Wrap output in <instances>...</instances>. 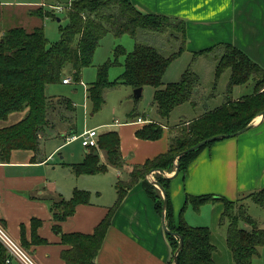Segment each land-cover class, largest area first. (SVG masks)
Returning <instances> with one entry per match:
<instances>
[{"label": "trees", "instance_id": "1", "mask_svg": "<svg viewBox=\"0 0 264 264\" xmlns=\"http://www.w3.org/2000/svg\"><path fill=\"white\" fill-rule=\"evenodd\" d=\"M42 9L45 10L40 6L29 14L39 17L55 16L54 10L43 12ZM66 14L68 24L61 28L58 43L50 44L43 27L32 30L13 27L0 36V122L8 121L13 113L25 114L20 121L0 128V162L8 161L15 150H38L42 136L46 137L53 131L57 117L64 122L76 119L73 101L66 98L54 99L47 95V89L51 85L63 84L68 73L72 74L76 82L81 83L84 70L94 66L95 52L108 34L117 38L129 35L135 40V47L128 52L118 45L114 50L115 60L98 67L96 81L87 86V97L93 114L104 107L106 92L120 84L133 89L153 87L158 115L166 120L177 107L188 102L194 105L197 103L196 94L200 86L197 73L188 69L180 81H164L172 61L187 49L185 21L144 12L129 0H75ZM149 33L168 35L167 46L172 47L174 52L165 56L160 48L143 42L144 36ZM195 55H211L216 59L215 83L226 71H230L228 95L224 103L208 109L193 120L182 121L181 134L172 135L166 154L134 167L129 182L117 183L118 199L108 217L96 227L94 234L73 233L63 236L64 242L72 246L62 254L67 264H97L96 259L111 225L112 214L136 182H143L157 211L162 214L164 197L147 180V175L153 170L172 172L175 160L182 152L210 137L237 133L264 111V69L245 52L230 44H219ZM121 57L124 58V72L118 80L111 81L109 68L113 63L120 64ZM250 81H254L253 93L233 100V88ZM162 133V124L151 122L138 132V136L141 139L158 140ZM215 142L180 157L179 173L187 175L199 153ZM98 143L99 149L106 155L107 163L101 162L97 149L93 147L86 159L73 167L77 176L104 173L109 166L120 168L124 165L120 136L116 130L100 134ZM157 181L167 192V226L171 231L179 233L184 240L183 248L177 256V264H218L214 260L216 246L211 241V229L208 226H192L184 218L189 206L200 212L204 205L216 202L223 203L219 224L226 225L227 246L233 254L235 264H253L259 249L264 247V228H260L256 220L247 213L244 204L240 203L243 199L231 201L213 194H187L177 223L170 198V179L160 175ZM245 199H251L264 208V189L249 193ZM89 201L88 191L76 189L71 199L55 202L52 213L58 221L65 220L73 215L78 204ZM241 223L249 228L241 226ZM167 238L174 257L180 247V239L170 234H167ZM6 259L7 250L0 243V264H7ZM173 261L174 258L169 264H173Z\"/></svg>", "mask_w": 264, "mask_h": 264}, {"label": "crops", "instance_id": "2", "mask_svg": "<svg viewBox=\"0 0 264 264\" xmlns=\"http://www.w3.org/2000/svg\"><path fill=\"white\" fill-rule=\"evenodd\" d=\"M129 1L142 11L153 14L182 18L184 21L201 18L203 23L188 24L187 50L198 53L219 44H230L245 52L264 69V0ZM238 89L235 86L231 92L233 100L253 93L242 94ZM85 92L87 97V86ZM225 99L214 108L221 106ZM24 115L22 113L9 125L20 121ZM140 118L144 122H139ZM58 119L54 122L53 131L46 137L42 136L38 150H15L8 161L0 162V224L39 264H67L62 254L72 246L64 242L63 236L73 233L92 235L96 227L108 217L118 199L117 183L108 176L111 170L117 171V178H126L122 182H129L134 167L166 154L170 144L168 135L171 128L163 123H160L163 127L162 137L146 140L141 139L138 132L156 121L146 116H137L130 122L116 119L105 126L115 128L120 136L124 165L120 168L109 166L104 173L77 176L73 167L82 163L92 148L82 145L85 149L80 153H73L70 159L63 156L64 161L55 162V155L61 152V148L73 144L67 143L66 136L78 134L75 119L73 122H59ZM190 120L193 118L180 120L177 125ZM252 124H255L254 127L247 132L219 140L200 152L190 165L188 174H183V179L182 173L175 175L176 170L165 171L166 174L152 171L155 180L160 175L170 179V198L177 223L187 194H213L236 201L242 194L264 189V119L257 116ZM100 134L98 132V137ZM97 151L101 162L106 164L104 151ZM80 179L82 182H79ZM76 189L90 193L89 203L78 204L73 215L58 221L52 213V206L63 199H71ZM220 203L208 204L214 206L211 226V241L216 246L214 260L218 264H235L226 237L222 256L218 250L217 232L214 229L223 211V203ZM185 215L186 212L184 218L187 221ZM262 257L264 247L259 249L253 264H259ZM173 258L162 214L157 211L143 182H136L113 212L96 262L169 264ZM11 264L21 263L13 259Z\"/></svg>", "mask_w": 264, "mask_h": 264}, {"label": "rangeland", "instance_id": "3", "mask_svg": "<svg viewBox=\"0 0 264 264\" xmlns=\"http://www.w3.org/2000/svg\"><path fill=\"white\" fill-rule=\"evenodd\" d=\"M67 2L68 0H0V33L13 27H24L27 30H32L34 26H39L43 27L45 35L50 44L58 43L61 39V28L66 27L68 24L66 10L55 11L56 13L54 17L46 15L43 17L31 16L29 13L30 9L36 8L38 3L46 4L45 10L42 9L43 12H46L47 10H50L49 5H65ZM172 18L176 17L172 16ZM178 19L183 20L182 18ZM202 21L203 20H201V18H197L196 20H185L187 28L189 23V26H191L195 23H203ZM167 40L168 35L154 33H149L143 38V42L155 45L156 47L160 48L161 52L165 56H170L174 52V49L167 46ZM118 45L125 48L128 52H131L135 47V40L129 35H124L119 38L115 37L113 34L106 35L103 38L101 45L95 52L94 66L84 70V73L81 77L82 85L86 87L94 83L97 79L98 67L107 62H113L115 60L114 50ZM123 61L124 58L121 57L119 61L120 64L113 63L114 65L109 68V79L111 81L118 80L123 74ZM216 66L217 61L214 57H211V55L196 56L195 52L193 53L187 49L182 52L178 58L172 61L164 76V81L166 83L180 81L185 71L191 69L199 75L200 86L198 93L196 94L197 103L194 105L188 102L177 107L168 120L162 119L158 115L157 107L154 104L153 99L154 88L151 86H146L143 89L140 99L135 98V89L124 84H120L112 89H109L106 92V103L104 107L102 110L94 114L91 111V103L86 97L85 87H83L81 83L76 82L70 73L67 75L73 79L71 84L64 85L61 83L51 85L47 89V95L54 97V99H70L76 104L77 107L74 110V114L76 118L75 121L77 123V135H80L84 131L90 130L94 127H97L98 132L103 134L109 130L115 129L113 127L108 128L105 126V124L114 123L116 119H118L120 122H130L135 120L137 116H146L153 121L163 123L164 125L171 128L172 134L170 133L168 136L172 138L173 136H180L181 134L183 126L180 124L179 126L177 125L180 120H187L191 118L194 119L198 116H201L205 111L211 109V107L214 108L216 105L220 104L222 100L228 95L230 71H226L221 76L220 80L215 83ZM253 85L254 81H250L248 84L238 86V92H243L242 94L252 93ZM21 114L22 113H13L10 115L8 121L0 122V127L9 125ZM57 121L60 122L62 120L58 119ZM61 149V152L55 155V162L64 161L62 158L63 156L66 157L65 159H70L73 153H80L83 149L82 139L76 140L73 142V144L64 146ZM177 162L179 161L175 160L172 172H175ZM69 171L71 172V169ZM108 176L115 180L114 183H119L121 180L126 179L124 177L117 178V171L115 170H111ZM147 177L148 181H150V179L153 180L152 175L148 174ZM181 178L183 179V174ZM81 180L82 179H80L79 182H82ZM246 196V194H242L240 196L241 198L238 200L243 199L240 203L244 204L247 213L254 220H256V222H258L260 228H264V208L257 205L251 199L244 200V197ZM213 207L214 206L208 204L204 205L200 212H197L192 207H189L185 210L187 221L192 226H208L210 229H212L211 226L214 221L212 219ZM241 226L249 228L244 223H241ZM226 230V225L221 226L218 223L215 225L214 231L217 232V245L219 254L221 256L223 255L222 247L224 246L223 244L225 242L224 239L226 237ZM259 262V264H264V257H262Z\"/></svg>", "mask_w": 264, "mask_h": 264}, {"label": "built area", "instance_id": "4", "mask_svg": "<svg viewBox=\"0 0 264 264\" xmlns=\"http://www.w3.org/2000/svg\"><path fill=\"white\" fill-rule=\"evenodd\" d=\"M75 0H68L67 4L61 5H49V8L54 11H69L72 8V4ZM46 4H43L45 6ZM72 78L67 76L63 79V84H71ZM82 83V82H81ZM139 122H144L143 119H138ZM119 124V122L117 123ZM82 139V145L86 148H98V132L97 129L86 130L80 135H67V143L75 142L76 140ZM0 243L7 250L6 263L11 264L13 259L18 260L21 264H39L34 258L5 230L0 224Z\"/></svg>", "mask_w": 264, "mask_h": 264}, {"label": "water", "instance_id": "5", "mask_svg": "<svg viewBox=\"0 0 264 264\" xmlns=\"http://www.w3.org/2000/svg\"><path fill=\"white\" fill-rule=\"evenodd\" d=\"M58 20H60V19H58ZM142 92H143V88H137V89H135V98L136 99H140L141 96H142ZM259 116H261V119H264V111ZM254 125L255 124H252L251 123L249 126L243 128L242 130H240V131H238L237 133H234V134H230V135H216V136L210 137V138H208L206 140H203L200 143L196 144L195 146H193V147L189 148L188 150H186V151L182 152L181 154H179L177 156L176 160L178 161L179 158L182 157L183 155H185V154H187L189 152L198 150V149L206 146L209 143H212V142H215V141H219V140H223V139H227V138H230V137H235V136L241 135V134L247 132L252 127H254ZM179 170H180V166L178 165V162H177L176 163V172H175V175L177 173H179ZM153 171H156V170H153ZM158 171H160L162 174H166L164 170H158ZM149 175H152V171L149 173ZM150 182L161 190L162 195L164 197V202H163V206H162V209H163L162 210V222H163V226H164L165 232L167 234H170V235L178 236L179 239H180V247H179V249L176 251V253L174 255V263L177 264V256H178L179 251L183 248L184 240H183V237L181 235H179V233L171 231L168 228V226H167V222H166V209H167V206H168V199H167V192H166L165 188L157 180H155L154 178Z\"/></svg>", "mask_w": 264, "mask_h": 264}]
</instances>
